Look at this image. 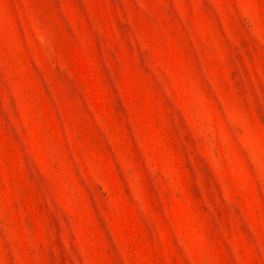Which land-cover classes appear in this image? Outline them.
<instances>
[{
	"label": "rangeland",
	"instance_id": "obj_1",
	"mask_svg": "<svg viewBox=\"0 0 264 264\" xmlns=\"http://www.w3.org/2000/svg\"><path fill=\"white\" fill-rule=\"evenodd\" d=\"M0 264H264V0H0Z\"/></svg>",
	"mask_w": 264,
	"mask_h": 264
}]
</instances>
